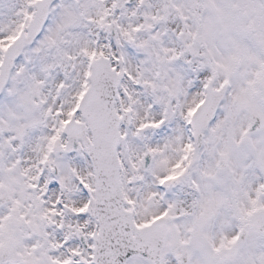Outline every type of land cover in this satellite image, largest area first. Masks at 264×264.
<instances>
[{"label": "snow or ice", "instance_id": "snow-or-ice-1", "mask_svg": "<svg viewBox=\"0 0 264 264\" xmlns=\"http://www.w3.org/2000/svg\"><path fill=\"white\" fill-rule=\"evenodd\" d=\"M0 264H264V0H0Z\"/></svg>", "mask_w": 264, "mask_h": 264}]
</instances>
